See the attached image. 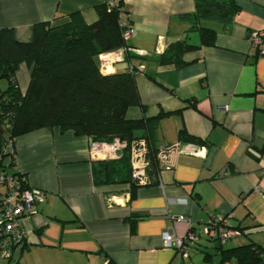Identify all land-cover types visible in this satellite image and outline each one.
Here are the masks:
<instances>
[{
  "label": "crops",
  "instance_id": "0c3cea01",
  "mask_svg": "<svg viewBox=\"0 0 264 264\" xmlns=\"http://www.w3.org/2000/svg\"><path fill=\"white\" fill-rule=\"evenodd\" d=\"M109 1L0 0V29L30 42L35 24L61 26L74 13L91 24L96 5ZM205 1L228 0H123L122 6L135 29L128 62L143 68L134 77L141 106L129 108L126 118L150 121L153 150L180 143L182 129L198 144L180 143L184 152L174 168L149 176L131 195L130 181L96 182L88 137L58 127L18 136L7 170L46 194L25 220L27 247L18 264H203L213 255L220 261L218 246L203 235L210 217H227L243 232L223 249L248 243L264 249V58L248 42L250 33L264 29V0H234L238 12L228 23L196 19V4ZM200 28L214 31V46H201ZM182 41L200 46L182 56V67L157 63L169 45ZM125 68L117 63L108 74ZM16 80L24 93V64ZM222 169L227 175L217 179ZM169 230L199 236L187 258L163 247L161 235Z\"/></svg>",
  "mask_w": 264,
  "mask_h": 264
},
{
  "label": "trees",
  "instance_id": "16d2710c",
  "mask_svg": "<svg viewBox=\"0 0 264 264\" xmlns=\"http://www.w3.org/2000/svg\"><path fill=\"white\" fill-rule=\"evenodd\" d=\"M111 1L113 7H109ZM109 2L96 5L97 19L91 24H86L78 13L70 15V21L61 26L35 24L30 42L17 41L12 29H0V80L8 82L0 93V155L6 136L15 140L43 128L58 127L62 132L86 136L89 142L111 143L117 139L126 143V149L117 160L96 161V182L130 181L133 195L139 185L131 179L130 146L134 141L145 140L150 147L152 125L150 121L126 118L129 108L141 106L134 77L126 70L113 74L99 70L96 59L100 54L128 47L119 26L123 0ZM237 12L234 0L205 1L196 4L194 17L228 23ZM199 34L201 46H214V31L200 28ZM199 48L184 41L175 42L156 61L161 66L179 68L184 65L182 56ZM130 58L127 54L125 62ZM20 64L29 71L24 93L16 80ZM179 142L198 144L184 129L179 131ZM157 151L151 148L149 155L151 177L159 172ZM234 229L243 234L241 229ZM212 242L218 246V264L233 260L236 264H264V249L255 243L225 250ZM26 247V242L18 246L11 259L0 264H18V256Z\"/></svg>",
  "mask_w": 264,
  "mask_h": 264
},
{
  "label": "built area",
  "instance_id": "2783aa9c",
  "mask_svg": "<svg viewBox=\"0 0 264 264\" xmlns=\"http://www.w3.org/2000/svg\"><path fill=\"white\" fill-rule=\"evenodd\" d=\"M109 7H113L112 1L109 2ZM119 26L122 29V38L127 43L135 35V29L123 12L119 13ZM248 42L255 50L257 57L264 58V29L250 33ZM129 52L131 49L123 46L114 52L100 54L98 56L100 72L108 74L112 65L126 63L125 70L132 77L140 75L143 71L140 65L134 66L125 62ZM219 109L226 111L227 107ZM124 149H126V143L117 139L111 143L89 142V158L93 161L117 160ZM150 152L151 148L145 140L134 141L130 146L131 179L139 186L149 183ZM182 152L184 150L180 143L159 149L155 155L159 171H171L177 155ZM13 155L14 138L6 136L0 155V262L10 260L15 248L26 242L28 232L25 228V220L35 213L37 206L45 201L46 196L45 192L27 185L26 178L19 172L7 170L8 165L5 164V158H11ZM226 175L227 171L222 169L217 179ZM173 202L185 203V200ZM176 220L185 221L181 217ZM241 234L239 230L232 228L227 217H210L203 229V235L207 241H215L221 246ZM161 241L164 248L173 249L181 259H185L188 257L187 251L197 245L200 238L192 230H189L184 237H177L173 231L169 230L162 233Z\"/></svg>",
  "mask_w": 264,
  "mask_h": 264
},
{
  "label": "rangeland",
  "instance_id": "374dc122",
  "mask_svg": "<svg viewBox=\"0 0 264 264\" xmlns=\"http://www.w3.org/2000/svg\"><path fill=\"white\" fill-rule=\"evenodd\" d=\"M5 83V81L4 80H0V85L1 84H4ZM228 246V245H227ZM218 257L216 256V255H213V257H212V262H204L203 264H218Z\"/></svg>",
  "mask_w": 264,
  "mask_h": 264
}]
</instances>
